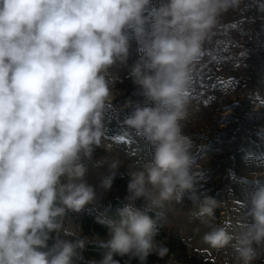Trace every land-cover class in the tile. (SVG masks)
<instances>
[{
	"label": "clouds",
	"instance_id": "9594fccd",
	"mask_svg": "<svg viewBox=\"0 0 264 264\" xmlns=\"http://www.w3.org/2000/svg\"><path fill=\"white\" fill-rule=\"evenodd\" d=\"M241 0H0V264H73L86 241L57 239L67 211L80 212L97 199L84 181V159L105 138L114 78L109 69L126 63L130 41L139 58L133 83L152 106L136 104L123 124L151 147L150 159L133 171L128 203L116 218L100 223L109 238L99 264H119L114 255L146 264L168 249L157 240L161 219L147 209L183 203L194 187L192 137L184 131L190 115L194 66L220 18ZM246 160L264 170V161ZM102 179L111 188L114 171ZM256 174L243 192L239 231L213 225L221 201L193 196L190 220L210 228L202 240L213 249L231 246L241 264L264 244V181ZM143 198L145 209L135 206Z\"/></svg>",
	"mask_w": 264,
	"mask_h": 264
},
{
	"label": "rangeland",
	"instance_id": "374dc122",
	"mask_svg": "<svg viewBox=\"0 0 264 264\" xmlns=\"http://www.w3.org/2000/svg\"><path fill=\"white\" fill-rule=\"evenodd\" d=\"M242 1L244 4L248 3L252 9L248 21L251 31L248 61L238 68L217 69L218 86L210 92V96L216 102L215 109L223 111L220 116L231 117L227 123L214 128L224 132L225 145H229L222 151L208 152L194 159L193 171L200 175L195 178L193 189L184 193L182 204L175 201L166 202L160 208L163 212V229L178 234L185 247V256L175 252L167 259L158 256L151 264H241L231 246L213 249L205 244L202 237L210 228L199 220H190L189 213L195 210L193 196L201 200L205 196L212 197L221 201V206L215 209V219L211 223L224 226L232 233L239 231L243 217L244 188L251 187L252 178L256 174L264 173V170L256 169L246 160L248 155L253 156L257 153L255 159L264 161V0ZM129 51L136 52L137 62L139 51L132 42ZM136 62L133 63L130 58L128 62L124 64L117 62L109 69L114 78L111 86L113 97L118 93L115 88L116 80L125 77L132 79L129 73ZM211 119H214V116L206 114L202 105L191 101L190 115L185 122L184 131L187 129L196 131L199 133V144L203 143L207 136L201 133L206 128L209 131L212 129ZM151 151L143 137L137 134L130 139L105 137L101 141V146L94 149L91 159L83 160L87 169L84 181L93 187L97 197L94 203L87 205H93L111 196L125 198V195L129 194L127 185L131 179L130 174L151 158ZM111 159L122 162L114 174L121 172L128 176L125 188L111 185L110 189L105 190L102 187V179L112 174L108 163ZM258 179L264 181V177ZM125 201L128 203L127 199ZM70 212V216L64 217L63 226L76 234L67 236L61 230L55 232L54 240L58 236L62 240L73 242L81 239L86 241V246L90 238L81 234L78 213ZM253 247L259 254L251 264H264V244H254ZM84 248L77 249L80 261L87 259L83 255Z\"/></svg>",
	"mask_w": 264,
	"mask_h": 264
},
{
	"label": "trees",
	"instance_id": "16d2710c",
	"mask_svg": "<svg viewBox=\"0 0 264 264\" xmlns=\"http://www.w3.org/2000/svg\"><path fill=\"white\" fill-rule=\"evenodd\" d=\"M159 3L160 0H152V7H158ZM251 10L248 3L244 4L241 0V4L237 10H229L225 13L220 18L214 34L204 45L202 57L194 66L189 90L190 101L198 102L202 105L205 113L209 116H214V119H211L213 122L212 129L209 131V129L206 128L201 133L207 136L203 143L199 144L198 142L199 133L197 134L196 131H192V129H187L185 131L187 135L194 136L192 137L193 147L191 149L193 159L208 152L222 151L225 146L229 145H225L224 132H219L214 128L227 123L231 117L220 116L223 111L215 109L216 102L210 96V92L218 86V79L216 77L218 72L217 69L230 70L232 68H238L248 61L250 55L248 45L251 34L248 21L251 17ZM130 42H132L135 49L139 48L135 39H132ZM130 58L133 60V63L136 62L135 51H129L126 62H128ZM115 88L118 90V93L114 96L115 98L112 101L113 107L105 114V137L130 139L136 135V132L123 124L124 119L132 114L136 104L152 106V102L146 100L139 86L135 85L133 79L128 77L117 79ZM257 155L256 153L253 157L255 158ZM127 178L128 176H125L121 172L116 173L114 174L112 185L125 188L128 181ZM128 195L129 194H126L125 198L121 196H111L93 205H86L80 212H77L80 218L81 234L85 237H89L90 240L83 250V255L87 259L85 261H80L78 256H76L73 258V264H99L103 259V255L107 249L101 247L97 241H106L109 238V232L108 228L99 221L105 217L116 218L118 211L127 204L125 199H127ZM135 205L144 210V199H137ZM146 211L147 215L151 218L156 219L158 214V217L161 219V224H158L159 234L156 238L158 241H162L164 246L168 249L167 254L163 256V258H169L175 252L181 256H185V247L178 234L176 232L170 233L168 230L166 231L163 229L162 224L164 223V219L162 210L160 208H152ZM70 215V211L66 212L65 217ZM54 234L55 231L49 234V239L47 241L48 247H51L57 239H61L58 236L56 240H54ZM157 257V254L149 255L146 264H151ZM113 258L119 261V264H140L137 258L130 256L114 255Z\"/></svg>",
	"mask_w": 264,
	"mask_h": 264
},
{
	"label": "snow or ice",
	"instance_id": "6c2138e0",
	"mask_svg": "<svg viewBox=\"0 0 264 264\" xmlns=\"http://www.w3.org/2000/svg\"><path fill=\"white\" fill-rule=\"evenodd\" d=\"M202 55H203V53H202Z\"/></svg>",
	"mask_w": 264,
	"mask_h": 264
},
{
	"label": "water",
	"instance_id": "95a60500",
	"mask_svg": "<svg viewBox=\"0 0 264 264\" xmlns=\"http://www.w3.org/2000/svg\"><path fill=\"white\" fill-rule=\"evenodd\" d=\"M56 240V239H55ZM55 243V242H54Z\"/></svg>",
	"mask_w": 264,
	"mask_h": 264
}]
</instances>
